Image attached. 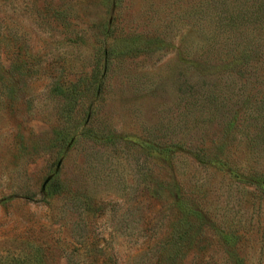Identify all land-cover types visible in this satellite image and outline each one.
<instances>
[{
    "label": "rangeland",
    "instance_id": "1",
    "mask_svg": "<svg viewBox=\"0 0 264 264\" xmlns=\"http://www.w3.org/2000/svg\"><path fill=\"white\" fill-rule=\"evenodd\" d=\"M195 1L0 0V264H264V191L178 53Z\"/></svg>",
    "mask_w": 264,
    "mask_h": 264
},
{
    "label": "trees",
    "instance_id": "2",
    "mask_svg": "<svg viewBox=\"0 0 264 264\" xmlns=\"http://www.w3.org/2000/svg\"><path fill=\"white\" fill-rule=\"evenodd\" d=\"M192 12L198 33L184 41L178 53L196 68L191 73L196 82L193 106L207 114L206 124L221 125L220 137L225 141L239 130L250 132V142H246L250 165L239 166L227 151L223 153L225 141L214 154L216 161L228 164L234 178L264 191V0H196ZM114 52L102 51L105 73L99 62L92 70L97 92L102 90L101 81L115 59ZM63 132L60 138L66 143L69 134ZM201 150L196 148L195 155L202 163L213 160L207 153L200 156ZM60 188L59 182H52L48 195L57 194Z\"/></svg>",
    "mask_w": 264,
    "mask_h": 264
}]
</instances>
